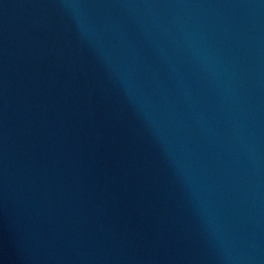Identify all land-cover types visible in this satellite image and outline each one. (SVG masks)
Wrapping results in <instances>:
<instances>
[{"label":"water","instance_id":"1","mask_svg":"<svg viewBox=\"0 0 264 264\" xmlns=\"http://www.w3.org/2000/svg\"><path fill=\"white\" fill-rule=\"evenodd\" d=\"M0 264H264V0H0Z\"/></svg>","mask_w":264,"mask_h":264}]
</instances>
